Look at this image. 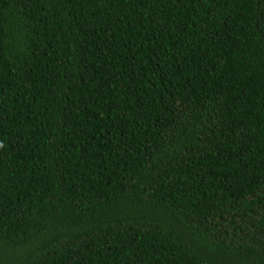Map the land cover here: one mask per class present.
I'll use <instances>...</instances> for the list:
<instances>
[{"label":"trees","instance_id":"obj_1","mask_svg":"<svg viewBox=\"0 0 264 264\" xmlns=\"http://www.w3.org/2000/svg\"><path fill=\"white\" fill-rule=\"evenodd\" d=\"M0 264H264V0H0Z\"/></svg>","mask_w":264,"mask_h":264}]
</instances>
